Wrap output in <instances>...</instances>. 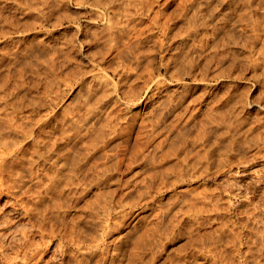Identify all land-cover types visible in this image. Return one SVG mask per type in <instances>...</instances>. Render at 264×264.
I'll use <instances>...</instances> for the list:
<instances>
[{
  "label": "rangeland",
  "instance_id": "1",
  "mask_svg": "<svg viewBox=\"0 0 264 264\" xmlns=\"http://www.w3.org/2000/svg\"><path fill=\"white\" fill-rule=\"evenodd\" d=\"M146 1L147 0H145V2ZM217 1L218 0H148L149 3H144L147 6L144 5L141 16L134 17L135 19L132 21L135 23L134 25L137 24L136 28L138 27L137 29L140 30V33L142 34L143 32V37L139 35V39L140 41L142 38L143 40L145 39L142 41L145 42V44L143 43L144 45L142 44V46L141 43H139L142 47L139 45L134 54L131 51L129 53L128 48H126L128 51L124 49L125 52L123 51V55H117V51L114 50L109 55L115 57L117 62L112 60L114 59L113 57L110 58L111 56H108V59L106 58L103 62L101 61V63H99V60H101L99 55L101 52L99 53V51L102 50V52H106V49H101L102 46V48H106V46H104L100 39L103 33H105L103 31V26L106 23V19L96 15L97 11H101L98 8L92 5L90 6V4L87 3L84 4L79 1L78 3L75 0H0V32H2V30L5 33L7 32L6 34L0 33V60L2 61H0V87H3V81L1 80L4 79L6 83L5 90L7 89V91H9H5L7 94L5 99L11 94L7 98L9 100L7 104L11 102V105L8 106L12 111L7 109L8 111H15L14 113H17V110L20 109L18 106L23 102L24 104H22L25 105V107L21 104L23 107L22 113L31 115L32 113L38 112V114L36 113L37 115L41 114L39 118L36 114L33 116V118L35 116L37 117L38 124L42 123L44 119L46 120L54 115L56 116V114V118L61 120L60 117L67 118L68 116H72V113L76 114L75 111L78 110L77 107L79 108V105H81L79 103H83L87 98L88 89L94 84L96 78L100 77L106 79L107 86H103V89L106 90L104 94L108 96L104 98L105 95H102L104 99L101 98L100 100L102 107L105 105L104 109L101 108L106 113H102L103 115L101 114V116L99 115L100 120L98 117L93 121L94 123L92 122L94 127L96 126L94 128L96 132L97 130H102L104 132L105 140H103L104 142L100 141L98 143L100 149L95 152L94 155L96 156L95 159L101 161H99L100 163L106 162L112 164L113 162V164H117L118 169L116 172L114 171L113 179L111 178L107 183L98 188L93 186L89 187V190L87 189L77 202L78 205L76 204L74 207L71 206L68 209L69 212L66 211L68 212L66 214L68 216L67 219L70 217H78V215L83 213L82 211L85 203L87 204L89 201L92 202L93 200L95 202L103 197L105 198V196L102 197V195H106L107 192L108 195L112 194L115 198L120 194L128 193L124 195L126 199L125 206L120 209L122 211L120 213L121 216L118 215L115 218V221L117 220L118 223L117 221L113 223L116 226H108L114 219H106L107 221L103 222L105 218L103 220L101 216L98 217L99 219L93 216L90 219L93 220L94 223H97L96 226L98 227V230L95 229V231H93V229L89 228L90 226L87 227V224L81 221L83 222L82 225L84 229L88 232L90 231L88 233L90 235H87L88 239L90 240L91 237L90 241L95 244V248L97 247V249H99H96L98 253L95 252L92 258L93 262H95V258V260L98 258V260H101L103 258L106 260L105 264H112L114 262L115 264H207L210 260V264L214 262H216L214 264H264V252H261L264 248L260 246L264 243V240H262V238H264V236H262L264 235V221H262L264 220V218H262L264 217V212H262L264 211V181H261L264 180V174H262L264 173V124H262L264 123V105L260 107L256 105V101L260 99L256 100L254 103V100L259 97L256 95L260 94V90L257 82L251 77L252 71L246 59L245 47L241 44L245 41L243 38L244 35L240 32H237V34L235 30H230L232 26L220 29V25L218 24L209 25L210 27H208L210 29L207 27L206 30L208 31L200 33L199 35L201 36L196 35L195 37L198 36L197 38H187L183 34L187 32L185 27L189 26L187 22L191 20V17H200L202 12L208 9L209 4H216L215 2ZM181 2L184 4L182 5ZM236 2L240 4L247 2L249 4L247 9L249 11L252 10L254 14L264 12V0H236ZM48 5H52L53 9L51 12L54 13H51L50 21L45 23L44 26L38 23V19L35 20V17L31 18V16H29L33 11H39L40 7L43 10ZM124 6L126 7V2H124L123 7ZM147 7L150 12L147 10ZM129 8L131 11L134 9L133 7ZM197 9H200V11ZM134 12L136 13L137 11L133 10L131 13ZM147 12H149V15ZM158 12L163 13L162 15H164V17L161 14L160 16ZM198 13L201 14L199 15ZM146 15L148 17H146ZM151 15L154 17L151 18ZM167 15L170 19L172 17L176 19L177 17V25H175L174 29L170 32L171 34L168 33V35L160 37L157 30L161 27V23L167 18ZM170 15L172 16L170 17ZM58 16H62L60 21H56ZM179 18H182L184 21L181 22ZM175 19L173 20L175 21ZM32 22H34L35 25L34 23L32 24ZM30 23L33 25L31 26L32 28L30 27ZM121 25L126 28L125 33L127 35V28L129 29L127 26L128 24H124L123 22ZM153 25L155 26L153 27ZM177 30H179V32H177ZM129 31L127 37L124 35L125 33L123 34L125 40L122 36L125 43L126 39H130L129 34L130 36L132 34V29H129ZM171 35L175 36L171 38ZM238 36H240L241 39ZM96 37H100L99 40L98 38L95 39ZM158 37L163 41L161 48L159 47L160 38L158 39ZM122 38L120 37L121 41L118 38V44H122ZM132 40L130 39V42H132ZM124 41L123 44L125 46ZM65 43L68 44L66 45ZM247 46L249 47V43H247ZM119 50L122 51V48ZM46 51H48V53ZM66 52L69 53L67 54ZM136 55L139 56V62H137V59L134 57ZM138 56H136V58H138ZM67 57H69L70 60L67 59ZM49 58L51 62L52 59L56 60V73H53V76H55L53 78L49 76L50 74H47L48 68L46 67V63L49 61ZM109 58L111 59L110 62L112 65H110L108 61ZM66 60L70 62L68 61L67 63ZM127 61L129 63H127ZM191 61L195 62V64ZM51 62H48V64ZM120 62H122V64ZM190 62L192 63L191 65L188 64ZM202 62H207L206 64L208 66ZM77 63V66L83 73L81 77H77L73 74V68H75L73 65ZM161 63L163 64L161 65ZM108 64L110 66H108ZM196 64H198V66H196ZM49 65L51 66L52 64ZM58 66L59 69H57ZM112 66H114V68ZM199 67L201 70H198L200 69ZM117 69L118 71L119 69L120 71H124L125 69L124 72L128 75L124 74L121 78L118 77L116 74L118 72ZM203 74L206 76H202ZM214 74L218 76L215 75L216 77H214ZM201 76L205 77V79L201 78ZM47 78L50 79L48 80ZM95 87H97L96 83ZM229 92H232L234 95L237 94V96L242 94L244 97L243 107L241 108L242 112H244L242 114L244 115L241 118L239 117L241 120L239 118H234L236 116H234L235 114L232 112V106L230 108L231 104L228 105L229 103L225 100L226 97L228 98ZM99 94L97 93V95ZM16 95L22 99L16 97ZM105 99L106 101H104ZM13 100H16V104H20L15 107V104H12L15 103ZM105 103H110V105H106ZM29 109H33L35 112ZM28 110L30 112H28ZM103 110L101 112H103ZM108 113L110 116L108 117L109 121L107 118H104V114L107 115ZM245 115L247 118L244 117ZM218 116L222 119V125L220 123L221 119ZM80 117L82 121L84 116ZM235 119L238 123L234 121ZM35 121L37 120H33L34 123ZM228 121H231V123L233 122V124L230 122L228 123ZM82 122H84V120ZM248 122L252 123V125L260 123L262 127H260L259 130V128L254 126L253 130H249L246 127V123ZM152 123H154L156 127L152 126ZM38 124H34V126ZM234 124H238V126L236 125L237 127H235ZM239 124H242V126ZM203 128L205 129L203 130ZM29 139V137H26L25 142L29 141ZM203 140L206 141L204 142ZM166 153L168 156L165 155ZM188 154L194 159L189 157ZM187 155L189 157L187 158L188 160L186 159ZM185 159L186 161L184 162ZM91 160H94V157H91ZM175 162H177L178 165L182 163L183 166L187 168L188 165H190L189 167H192L194 172L189 168L190 170L188 169L185 171L183 176L175 181L174 185L168 184L167 186H162V180L167 181L173 176V170L179 167ZM187 162H189L188 165L186 164ZM175 166L178 167L175 168ZM201 166L204 167L202 168ZM168 175L172 176L167 177ZM170 179L168 181H170ZM84 180L82 181L86 182L87 179ZM82 181L79 184L80 186L78 185L79 187L85 186V183L83 184ZM145 183H147L148 187ZM157 185H160V188ZM194 195L196 197H194ZM11 199L5 195L0 196V214L5 216L0 215V220H5L6 217L8 218L6 220L10 218L12 220L10 223L11 228H8L9 230L6 236L0 237V244L5 243V247H7L6 245L8 244V250L6 252L5 249V253L8 254L9 251V256L10 254L14 255L12 252L16 249L15 244L18 243H15L14 240L16 239V241L21 242L22 236H19L21 231L23 232L25 228H27L25 232L29 233V235L32 231H35L34 228L32 230L26 216L22 215L20 209L17 210L18 206L12 204L13 200ZM206 210L209 211L205 212ZM254 213L258 218L253 216ZM217 214H219V216ZM203 216L208 218H203ZM247 217L249 222H246L248 221ZM241 221H244L243 223H247L250 227L254 228H252L253 233L249 235V241H253L248 243V247L250 246L249 249L251 251L248 247H246L247 249L244 248V250L248 252L246 253V257L240 254L238 255V253H236V255L233 254L234 252L231 250V247H229V240L227 241V239H230V229L233 230L232 227L237 226L234 227V229L236 228L237 230L243 229L240 225ZM102 222L104 223V225H102L103 227L100 226ZM230 224L234 225L231 227ZM29 225L30 227H27ZM224 225H227L225 227L226 229H224ZM107 226L110 230L106 228ZM229 226L230 228H228ZM219 227L220 229H218ZM221 228L223 230H221ZM29 230L32 231L30 232ZM219 230L221 232L223 231V234L220 233ZM224 230L228 231L225 232ZM1 231L3 230L0 229V232ZM215 232H219L220 240L217 238L218 234ZM35 234L36 232L32 234V237L34 239L36 238L37 242H40V240L38 241V239H40L38 233L36 236ZM92 234L93 237H99L96 239L95 237L92 238ZM17 238L20 240H17ZM216 238L219 241L216 240ZM45 239L48 240V238ZM93 239L95 242H93ZM214 240L215 243H213ZM244 240L245 238L240 241L238 240L239 244L243 247L245 245ZM57 241L56 238L52 241L49 240V245L43 252V261H41L40 264H75L74 262H76V260L72 256H68L66 253H62V251L58 250L59 245H57ZM118 241L122 242V246L120 248L121 250H119L120 255L117 256V251L115 252L114 249ZM205 242L208 243L207 245L209 246L208 260L204 259L203 254L205 252V244L203 243ZM42 246L43 245H41V247ZM214 246H218L217 248H219L217 249V255L214 254ZM228 248L230 251H228ZM210 249L213 252L212 257L210 256ZM71 251L76 252L73 249H71ZM29 252L30 250L28 253ZM248 255L251 256L249 257ZM214 256L217 257L215 258ZM257 257L262 258L258 260ZM3 260V257H0V264H5ZM93 262L92 264H94Z\"/></svg>",
  "mask_w": 264,
  "mask_h": 264
},
{
  "label": "bare ground",
  "instance_id": "2",
  "mask_svg": "<svg viewBox=\"0 0 264 264\" xmlns=\"http://www.w3.org/2000/svg\"><path fill=\"white\" fill-rule=\"evenodd\" d=\"M76 2H80V3H87L90 4V6H94L96 8H98L101 11H97L96 15L98 17H103V19H106V23L103 26V31L105 33H103V35L101 36V40L104 44V46H106V48H102L101 49H106V52H102L99 51V53L101 52L100 55V59L99 63H101V61L103 62L108 56L110 57L112 53V51H117V55L119 54H124V49L126 50V48H128L129 53L130 51L133 52V54L136 52V50L139 47V43H141V45L145 42L143 38L140 41L139 39V35L142 36V34L140 33V30H138L136 28V25H134L135 23H133L132 21L136 18L141 16V14L143 13V9H144V5L147 6L146 2H148V0L145 2V0H75ZM216 1V0H215ZM74 2V1H73ZM78 2V3H79ZM124 2H126V7H123ZM187 2V1H186ZM190 2V1H189ZM214 2V1H212ZM31 3V2H30ZM35 3V2H34ZM57 3V2H56ZM146 3V4H144ZM149 3V2H148ZM211 3V2H210ZM216 4H209L208 9L205 10V12H202V15L198 18L197 17H191V20H188L187 23H189V26L185 27L187 29V32L183 33L187 38H191V37H195L196 35H199L200 33H204V31H208L206 30L207 27L211 24H218L220 25V29H225L227 26H232V28L230 30H235V32H240L241 34H243V38L245 39V41H243L241 44H243V46L245 47V54H246V59L248 61V64L251 68V77L257 82V85L259 87L260 90V94L256 95L258 98L254 100V103L256 100L257 103L256 105L258 107H260L261 105H264V12L260 13V14H254L252 12V10H248V6L249 4L247 2H243V3H238L236 2V0H218L217 2H215ZM182 4V2H181ZM184 4V3H183ZM182 4V5H183ZM192 4V3H191ZM200 4V3H199ZM198 4V5H199ZM24 5V4H23ZM33 5V4H32ZM53 5V4H52ZM52 5H48L45 9H39V11L37 10L36 12H32L31 18L35 17V20L38 19V23L40 25H43L45 23H47L48 21H50V16H51V11H52ZM189 6V5H188ZM3 7V6H2ZM58 7V6H57ZM129 7H133L134 11H137L136 13H131L133 12V10L131 11ZM196 7V6H195ZM35 8V7H34ZM44 8V7H43ZM56 8V7H55ZM185 8V7H184ZM146 9V8H145ZM151 9V6H150ZM147 10L148 7H147ZM146 10V11H147ZM200 11V9H197ZM4 11V10H3ZM54 11V10H53ZM198 11V12H199ZM254 11V10H253ZM150 12V10H149ZM149 12L148 15H149ZM30 13V11H29ZM54 13V12H53ZM52 13V14H53ZM87 13V12H86ZM159 13V12H158ZM175 13V12H174ZM27 14V13H26ZM58 14V12H57ZM102 14V15H101ZM152 14V13H151ZM162 15L163 13H159V15ZM166 14V13H165ZM199 15L201 13H198ZM23 15V14H22ZM138 15V16H135ZM160 15V16H161ZM179 15V14H178ZM63 16V15H62ZM61 16V17H62ZM164 17V15H162ZM172 15H170L171 17ZM182 16V15H181ZM190 16V15H189ZM13 17V16H12ZM60 16H58L56 21H60ZM67 17V16H66ZM135 17V18H134ZM144 17V16H142ZM146 17H148L146 15ZM150 17V16H149ZM154 17L153 15H151V18ZM159 17V16H158ZM166 17V16H165ZM184 17L186 18V16L184 15ZM18 18V17H17ZM25 18V16H24ZM160 18V17H159ZM168 18V19H167ZM164 19V21H162L161 23V27L157 30L158 31V35L161 36H165L168 35V33H170L175 25H177L176 20L178 19L176 17L173 18L175 19V21L171 18L168 17ZM189 18V17H188ZM187 18V19H188ZM19 19V18H18ZM154 19V18H153ZM182 21H184L182 18H179ZM190 19V18H189ZM34 20V19H33ZM152 20V19H151ZM140 21V20H139ZM173 21V22H172ZM187 21V20H186ZM37 22V21H35ZM128 24L127 26L129 27V29H132V34L129 37L132 40V42H129L126 39V43H125V37L123 36V34L126 32V28L124 26L121 25V23L123 24ZM126 22V23H125ZM26 23V21H25ZM29 23V22H28ZM34 22H32L33 24ZM38 24V25H39ZM35 25V23H34ZM184 25V23H183ZM193 25V26H192ZM33 26L30 23V27ZM99 26V25H98ZM155 25H153L154 27ZM181 26V25H180ZM212 26V25H211ZM140 27V26H139ZM147 27V26H146ZM210 27V26H209ZM208 27V28H209ZM32 28V27H31ZM100 28V27H99ZM156 28V27H155ZM184 28V29H185ZM129 29L127 28L128 33L130 32ZM143 29V28H142ZM210 29V28H209ZM212 29V28H211ZM152 30V29H151ZM215 30V29H214ZM217 30V29H216ZM144 31V30H141ZM185 31V30H184ZM100 32V31H99ZM148 32V31H147ZM177 32H179V30H177ZM214 32V31H213ZM219 32V31H218ZM1 34L5 32H0ZM128 33L126 35V33L124 34L126 37L128 36ZM171 34V33H170ZM182 34V35H183ZM238 34V33H237ZM144 35V34H143ZM211 35V34H210ZM221 35V34H220ZM225 35V34H224ZM231 35V34H230ZM229 35V36H230ZM233 35V34H232ZM236 35V34H235ZM87 36V35H86ZM122 36L124 37V40L122 38ZM146 36V34H145ZM149 36V35H148ZM172 36V35H171ZM175 36V35H174ZM174 36H172L171 38H173ZM179 36V35H178ZM201 36V35H199ZM205 36V35H204ZM120 37L122 38V44L123 41L125 43L121 45L118 44V38L121 41ZM128 37V38H129ZM143 37V36H142ZM158 37V39L160 38ZM198 37V36H197ZM195 37V38H197ZM206 37V36H205ZM228 37V36H227ZM233 37V36H232ZM240 37V36H238ZM98 37H96L95 39H97ZM98 38V40H99ZM145 38V37H144ZM149 38V37H146ZM207 38V37H206ZM156 39V40H158ZM194 39V38H193ZM233 39V38H232ZM241 39V37H240ZM42 40V39H41ZM97 40V41H98ZM154 40V39H153ZM162 39L160 38L159 43H160V48L161 45L163 44V41H161ZM167 40V39H166ZM172 40V39H171ZM195 40V39H194ZM202 40V39H201ZM150 41V40H148ZM44 42V41H43ZM158 42V41H157ZM150 43V42H149ZM226 43V42H225ZM228 43V40H227ZM247 43H249V47L247 46ZM43 44V43H42ZM66 44V43H65ZM68 44V43H67ZM66 44V45H67ZM143 44V45H144ZM231 44V43H229ZM234 44V43H232ZM240 44V43H239ZM62 45V44H61ZM64 45V44H63ZM122 48V51L119 50L120 48ZM140 45V47H142ZM47 46V45H46ZM57 46V45H56ZM122 46V47H121ZM155 46V45H154ZM153 46V47H154ZM223 46V44H222ZM241 46V45H240ZM63 47V46H62ZM65 47V46H64ZM125 47V48H123ZM148 47V46H146ZM49 48V47H48ZM56 48V47H55ZM71 48V47H68ZM241 48V47H240ZM51 49V48H50ZM131 49V50H130ZM142 49V48H141ZM150 49V48H149ZM176 49V48H175ZM243 49V48H242ZM126 50V51H128ZM156 50V49H155ZM212 50V49H211ZM49 51V49H48ZM48 51H46L48 53ZM57 51V49H56ZM55 51V53H56ZM124 51V52H123ZM140 51V50H138ZM145 51V50H143ZM152 51V50H151ZM64 52V51H63ZM123 52V53H121ZM153 52V51H152ZM239 52V51H237ZM243 52V51H242ZM54 53V54H55ZM67 54L69 52H66ZM116 53V52H113ZM140 53V52H139ZM143 53V52H142ZM149 53V52H148ZM204 53V51H203ZM51 54V53H50ZM132 54V53H131ZM138 54V53H137ZM241 54V53H240ZM244 54V52H243ZM70 55V54H69ZM126 55V54H125ZM140 55V54H139ZM143 55V54H142ZM147 55V54H146ZM203 55V54H202ZM60 56V55H59ZM68 56V55H67ZM132 56V55H131ZM138 56V55H136ZM136 61L139 62V56ZM152 56V55H151ZM150 56V57H151ZM175 56V55H174ZM205 56V55H204ZM238 56V55H237ZM241 56V55H240ZM48 57V56H47ZM52 57V56H51ZM57 57V56H56ZM55 57V58H56ZM75 57V56H74ZM113 56H111L110 58H112ZM141 57V55H140ZM143 57V56H142ZM146 57V56H145ZM149 57V56H148ZM239 57V56H238ZM15 58V57H14ZM63 58V57H62ZM76 58V57H75ZM109 58V62L110 59ZM114 59H112L113 61L115 59V57H113ZM132 58V57H131ZM190 58V57H189ZM202 58V57H201ZM240 58V57H239ZM33 59V58H32ZM40 59V58H39ZM57 59V58H56ZM67 59L70 60L69 57H67ZM99 59V58H98ZM108 59V58H107ZM199 59V58H198ZM238 59V58H237ZM29 60V59H28ZM47 60V59H46ZM45 60V61H46ZM48 62L50 61V58L48 59ZM61 60V59H60ZM69 60H66V62L68 63ZM121 60V59H120ZM129 60V59H127ZM132 60V59H131ZM169 60V59H167ZM1 61V60H0ZM59 61V60H58ZM57 61V62H58ZM107 61V60H106ZM112 61V62H113ZM124 61V60H123ZM152 61V60H151ZM222 61V60H221ZM2 62V61H1ZM20 62V61H19ZM39 62V61H38ZM43 62V61H42ZM47 64V74L49 76H53V73H56L55 68H56V60L52 59V62L49 64H52L51 66ZM70 62V61H69ZM77 62V61H76ZM125 62V61H124ZM131 62V61H130ZM147 62V61H146ZM192 62V61H191ZM188 63V64H195V62L192 63ZM108 63V62H107ZM122 64V62H120ZM127 63H129L127 61ZM134 63V62H133ZM143 63V62H142ZM185 63V62H184ZM203 63V62H202ZM205 63V62H204ZM203 63V64H204ZM207 63V62H206ZM205 63V64H206ZM31 64V63H30ZM59 64V62H58ZM65 64V63H64ZM75 64V63H74ZM120 64V65H121ZM163 63H161L162 65ZM168 64V63H167ZM187 64V65H188ZM45 65V64H44ZM62 65V64H61ZM71 65V64H70ZM78 63L75 66V68H73V74H75L77 77L78 76H82V72L80 70V68L77 66ZM110 65L111 62H110ZM108 64V66H110ZM116 65V64H115ZM114 65V66H115ZM130 65V64H129ZM169 65V64H168ZM189 65V66H190ZM207 65V64H206ZM26 66V65H25ZM34 66V65H33ZM63 66V65H62ZM114 66H112L114 68ZM118 66V65H117ZM123 66V65H121ZM135 66V65H134ZM193 66V65H192ZM196 66H198V64H196ZM200 66V65H199ZM208 66V65H207ZM40 67V66H39ZM45 67V66H44ZM137 67V66H136ZM146 67V65H145ZM169 67V66H168ZM194 67V66H193ZM205 67V66H204ZM31 68V67H30ZM43 68V66H42ZM41 68V69H42ZM117 68V67H115ZM132 68V67H131ZM147 68V67H146ZM200 68V67H199ZM202 68V66H201ZM198 69V70H201ZM57 69H59V66L57 67ZM56 69V70H57ZM72 69V68H71ZM121 69V68H120ZM118 71L117 69V76L118 77H122L125 74V69L124 71ZM123 69V67H122ZM130 69V68H129ZM206 69V68H205ZM83 70V69H82ZM167 70V69H166ZM226 70V69H225ZM232 70V69H231ZM127 71V70H126ZM139 71V70H138ZM173 71V70H172ZM179 71V70H178ZM191 71V70H190ZM210 71V70H209ZM220 71V70H219ZM30 72V71H29ZM44 72V71H43ZM85 72V71H84ZM203 72V71H202ZM207 72V71H206ZM245 72V71H244ZM128 73V72H126ZM214 73V72H213ZM229 73V72H228ZM88 74V73H87ZM202 74V73H201ZM219 74V73H218ZM225 74V73H224ZM234 74V73H233ZM232 74V75H233ZM238 74V73H237ZM38 75V74H37ZM36 75V76H37ZM46 75V73H45ZM47 75V76H48ZM56 75V74H54ZM128 75V74H125ZM205 74H203L202 76H204ZM218 76L217 74H214V77ZM220 75V74H219ZM227 75V74H226ZM243 75V74H242ZM241 75V76H242ZM6 76V75H5ZM199 76V75H198ZM204 78L205 77H202ZM206 76V75H205ZM209 76V75H208ZM221 76V75H220ZM238 76V75H237ZM65 77V76H64ZM63 77V78H64ZM99 77V76H98ZM194 77V76H193ZM210 77V76H209ZM206 77V78H209ZM45 78V77H44ZM51 78V77H50ZM49 78V79H50ZM145 78V77H144ZM200 78V79H201ZM3 79V77H2ZM48 79V78H47ZM48 79V80H49ZM55 79V78H54ZM85 79V78H84ZM95 79V78H94ZM123 79V78H122ZM198 79V78H197ZM203 79V80H204ZM241 79V78H240ZM10 80V79H9ZM20 80V79H19ZM36 80V79H35ZM38 80V79H37ZM68 80V79H67ZM199 80V79H198ZM209 80V79H208ZM3 81V87H0V196H7L10 197L11 200H13L12 204H15L17 207V210L20 209V211L22 212V215L26 216L27 220H29V224L32 227V230L34 228L35 231H30L31 234L29 235V233H26L25 230L27 228H25V230L22 232L21 234H19V236L21 235V242L16 241V239L14 240L16 245V249L12 252L14 253V255L9 256V251L8 254L5 253V249L6 252L8 250V244L6 245L7 247H5V243H1L0 244V257H3V261H5V264H40L41 261H43L42 259V255L43 252L46 250V247H48L49 245V240L52 241L53 239L56 238V240H58V250L62 251V253H66V255H70L72 256L76 262H74L75 264H92L93 260V256L95 255V252L97 247L95 248V244H93L90 240L88 239L87 235L89 232L87 230L84 229L82 223L85 222V224H87V227L90 226V229H93V231H95V229L98 230V227L96 226L97 223H94L93 220H91L90 218L95 216L96 218H98L99 216L103 217V220L105 218L106 219H114L111 223H109V227L110 225L114 226L116 221L115 218L120 215V213L122 212L120 209L123 208L125 206V197L124 195L126 194H120L118 195V197H114L112 194L108 195V192L106 195H102L105 196V198H101L98 201H93L89 203H85L84 205V209H83V213H81V215H78V217H70L67 219V213L69 212L68 209L71 206H75L77 204V202L80 200V198L82 197V195H84L83 193L88 189L89 187L93 186V187H100L103 184L107 183L113 176H114V171L116 172V170L118 169L117 164H108L106 162H102L100 163L97 159H95V152H97L100 149V145H98V143L104 142L103 140H105V135L104 132L102 130H97V132L95 131L96 129H94V120L96 118H98L100 120V116L102 113H106L103 109L104 106L102 107L101 105V98L102 95H105L104 92L106 90H104L103 88L105 86H107L106 83V79L105 78H96L94 81V84H92L89 89H88V93H87V98L84 100L83 103H79L81 105H79L80 107L77 109L75 112L76 114L72 113V116H68L67 118H63L60 117L61 120L57 119L56 116L54 115L53 117L47 118L46 120L44 119V121H42V123H39L41 125L38 124V119L40 115H37L38 112H35L33 109H29L30 111H34L35 113H32L31 115L27 116L25 113H22V105L23 104L19 101L20 104L18 106V104H16V100L14 101L15 103H12L13 105L15 104V107H19L20 109L17 110V113L14 112H10L12 111L10 109V107L8 105H11L10 103L7 104L9 102V100L7 99L8 97L5 96L7 95L5 91H7L6 88V83L4 82L5 80H1ZM85 81V80H84ZM83 81V82H84ZM22 82V81H21ZM38 82V81H37ZM87 82V81H86ZM1 83V82H0ZM8 83V81H7ZM47 83V82H46ZM95 83L97 85V87H95ZM144 83V82H143ZM49 84V83H48ZM224 84V83H223ZM2 85V84H1ZM12 85V84H11ZM19 85V84H18ZM225 85V84H224ZM16 86V85H15ZM104 86V87H103ZM222 86V85H221ZM227 86V85H226ZM229 86V85H228ZM231 86V85H230ZM95 87V88H94ZM3 88V89H2ZM18 88V87H17ZM20 88V87H19ZM225 88V87H224ZM245 88V87H244ZM9 89V88H8ZM11 89V88H10ZM15 89V88H14ZM233 89V88H232ZM247 89V88H246ZM20 90V89H19ZM42 90V89H41ZM24 91V90H23ZM4 92V93H3ZM9 92V91H7ZM100 92V94H99ZM228 92V91H225ZM243 92V91H242ZM30 93V92H29ZM97 93L99 95H97ZM107 93V92H106ZM109 94V93H107ZM235 94V91H234ZM232 94V92L228 93V98L226 97V101L229 103L228 105H230V108L232 106V109L234 112V118H241L243 117L244 112H242V107H243V102H244V97L242 96V94L239 96ZM247 94V93H246ZM4 95V96H3ZM18 95V94H17ZM16 95V97H18ZM46 95V93H45ZM97 95V96H96ZM13 96V95H12ZM105 95L104 98H106ZM226 96V95H224ZM255 96V98H256ZM14 97V96H13ZM21 98V97H18ZM27 98V97H26ZM30 98V97H29ZM96 98V100H95ZM100 98V99H99ZM102 98V99H104ZM15 99V98H12ZM17 99V98H16ZM22 99V98H21ZM25 99V98H24ZM94 99V101H93ZM111 99V98H110ZM133 99V98H132ZM250 99V98H249ZM252 99V98H251ZM8 100V101H7ZM32 100V99H31ZM37 100V99H36ZM181 100V99H180ZM219 100V99H218ZM252 100V102H253ZM23 101V100H22ZM39 101V100H38ZM103 101V100H102ZM106 101V99L104 100ZM37 102V101H36ZM35 102V104H36ZM108 102V99H107ZM110 102V100H109ZM174 102V101H173ZM34 103V101H33ZM40 103V101H39ZM156 103V102H155ZM165 103V102H164ZM28 104V102H27ZM26 104V106H27ZM106 105H110V103H105ZM215 104V103H214ZM224 104V103H223ZM12 105V106H13ZM30 105V104H29ZM28 105V106H29ZM41 105V104H40ZM220 105V104H219ZM226 105V106H228ZM25 107V105H23ZM214 106V105H213ZM245 106V105H244ZM9 107V108H8ZM38 107V105H37ZM36 107V108H37ZM103 109H102V108ZM118 107V106H117ZM7 109H10V111H8ZM109 109V108H108ZM168 109V108H167ZM229 109V108H228ZM231 109V110H232ZM28 110V112H30ZM39 110V109H38ZM47 110V109H46ZM103 110V112H101ZM196 110V109H195ZM230 110V111H231ZM107 111V110H106ZM116 111V110H115ZM159 111V110H158ZM224 111V110H223ZM245 111V110H244ZM68 112V111H67ZM37 113V114H36ZM44 113V111H43ZM63 113V112H62ZM71 113V112H70ZM67 113V114H70ZM115 113V112H114ZM30 114V113H29ZM34 114L37 115V117L33 118ZM65 114V113H64ZM63 114V115H64ZM66 114V116H67ZM74 114V115H73ZM232 114V113H231ZM229 114V115H231ZM61 115V114H60ZM100 115V116H99ZM103 115V114H102ZM105 117L107 118L110 117L109 113L106 115L104 114ZM111 115V114H110ZM121 115V114H120ZM209 115V114H208ZM248 115V114H247ZM80 116H84L82 119V121L84 120V122L81 121V117ZM107 116V117H106ZM125 116V115H124ZM214 116V115H213ZM103 117V116H102ZM162 117V116H161ZM219 117V116H218ZM222 117V116H221ZM233 117V116H231ZM246 117V115L244 116ZM56 118V119H55ZM150 118V117H149ZM220 118V117H219ZM223 118V117H222ZM226 118V117H225ZM239 118V119H240ZM247 118V117H246ZM245 118V119H246ZM37 120L35 121V123L33 122V120ZM111 119V118H110ZM119 119V118H118ZM212 119V118H211ZM221 119V118H220ZM224 119V118H223ZM255 119V118H254ZM41 120V119H40ZM81 122H80V121ZM98 120V122H99ZM117 120V119H116ZM158 120V119H157ZM231 120V119H229ZM241 120V119H240ZM109 121V119H108ZM152 121V120H151ZM156 121V120H155ZM211 121V120H210ZM216 121V120H215ZM225 121V120H224ZM234 121L237 122V120L235 119ZM254 121V120H253ZM257 121V120H256ZM40 122V121H39ZM93 122V123H92ZM154 122V121H153ZM157 122V121H156ZM218 122V121H216ZM231 123V121H228V123ZM242 122V121H241ZM243 122L245 124L244 118H243ZM91 123V124H90ZM159 123V122H158ZM221 125H222V119L220 121ZM224 123V122H223ZM235 123V122H234ZM262 123V122H261ZM33 124V125H32ZM34 124H38L36 126H34ZM98 124V123H97ZM152 123V126L156 127V125ZM186 124V123H185ZM233 124V122L231 123ZM264 124V123H262ZM113 125V124H112ZM204 125V124H203ZM226 125V124H225ZM235 125V124H234ZM233 125V127H234ZM238 126V124H236ZM235 125V127H237ZM240 125V124H239ZM205 126V125H204ZM242 126V124L240 125ZM257 127L260 130V127H262V125L260 123L254 124L252 125V123L248 122L246 123V127L250 130L253 128ZM153 127V128H154ZM200 127V126H199ZM217 127V126H216ZM215 127V128H216ZM232 127V126H231ZM234 127V128H235ZM244 127V126H243ZM114 128V127H113ZM162 128V127H161ZM214 128V129H215ZM241 128V127H240ZM145 129V128H144ZM205 128H203L204 130ZM138 130V129H137ZM207 130V127H206ZM205 130V131H206ZM248 130V131H249ZM99 131V132H98ZM144 131V130H143ZM167 131V130H166ZM200 131V129H199ZM202 131V130H201ZM257 131V130H256ZM153 132V130H152ZM180 132V131H179ZM207 132V131H206ZM262 132V131H261ZM56 133V134H55ZM234 133V132H233ZM236 133V132H235ZM242 133V132H241ZM244 133V132H243ZM212 134V133H211ZM254 134V133H253ZM109 135V134H108ZM182 135V134H181ZM203 136V135H202ZM207 136V135H206ZM245 136V135H244ZM258 136V135H257ZM29 137V141L25 142V138ZM109 137V136H108ZM144 137V136H143ZM236 138V137H235ZM150 139V138H149ZM205 139V138H204ZM206 139L208 140V138L206 137ZM238 139V138H237ZM244 139V138H243ZM204 141V140H203ZM206 141V140H205ZM204 141V142H205ZM214 141V140H213ZM254 144V143H253ZM102 145V144H101ZM103 147V146H102ZM143 148V147H142ZM115 149V148H114ZM138 149V147H137ZM193 151V150H192ZM103 153V152H102ZM196 153V152H195ZM190 154V153H189ZM188 154V155H189ZM197 154V153H196ZM102 155V154H101ZM158 155V154H157ZM166 156L167 153L165 154ZM192 157L189 155V157ZM91 157H94V160H91ZM103 157V155H102ZM109 157V156H107ZM170 157V156H169ZM197 157V156H196ZM203 157V156H201ZM130 158V157H129ZM183 158V157H182ZM181 158V159H182ZM193 158V157H192ZM93 159V158H92ZM99 159V158H98ZM180 159V160H181ZM186 159L184 160V162L186 161ZM194 159V158H193ZM202 159V158H201ZM204 159V158H203ZM97 160V161H96ZM132 160V159H131ZM163 160V158H162ZM188 160V159H187ZM211 160V159H210ZM150 161V160H149ZM183 161V159H182ZM180 161V162H182ZM164 162V161H162ZM199 162V161H198ZM208 162V161H207ZM153 163V162H152ZM177 163V162H175ZM189 162H187L186 164L188 165ZM194 163V162H193ZM202 163V162H201ZM182 164V163H181ZM177 163V165L179 166H175L178 167L176 168V170H173V176L172 175H168L172 176L170 177V181H164L162 180L161 183H163L162 186H167L169 185H174L175 181H177L180 177L183 176V173L185 171H187L190 167V165H188V168L183 166V164L181 165ZM207 164V163H206ZM205 164V165H206ZM222 164V163H221ZM233 164V163H232ZM195 165V164H194ZM204 165V166H205ZM223 165V164H222ZM170 166V165H169ZM200 166V165H199ZM203 166V167H204ZM230 166V165H229ZM167 167V166H166ZM195 167V166H194ZM202 167V166H201ZM202 167V168H203ZM206 167V166H205ZM217 167V166H216ZM170 168V167H169ZM127 169V168H126ZM191 170L193 169L192 167L190 168ZM189 169V170H190ZM203 170V169H202ZM201 170V171H202ZM206 170V169H205ZM194 172V170H192ZM138 172V171H137ZM153 172V171H152ZM169 172V171H168ZM172 172V171H171ZM170 172V173H171ZM191 172V171H190ZM198 172V171H197ZM163 173V172H162ZM199 173V172H198ZM169 174V173H168ZM194 174V173H192ZM264 174V173H262ZM191 175V174H190ZM195 175V174H194ZM197 175V174H196ZM141 177V176H140ZM139 177V178H140ZM261 177V176H260ZM86 180V182H83L82 180ZM114 178V177H113ZM112 178V179H113ZM259 178V177H258ZM257 178V180H258ZM84 180V181H85ZM137 180V179H136ZM146 180V178H145ZM81 181L83 182V184L85 183V186H81L79 187ZM151 181V180H150ZM264 181V180H261ZM258 181V182H261ZM111 182V181H110ZM246 182V181H245ZM159 183V182H158ZM146 186L148 187L147 183H145ZM154 184V183H153ZM79 185V186H78ZM161 185V184H160ZM159 185V186H160ZM158 186V185H157ZM158 186V187H159ZM201 186V185H200ZM145 187V186H144ZM146 187V188H147ZM229 187V186H228ZM261 187V186H260ZM116 188V187H115ZM160 188V187H159ZM158 189V188H157ZM198 189V188H197ZM137 190V189H136ZM146 190V189H145ZM148 190V188H147ZM182 190V189H181ZM131 191V189H130ZM113 192V191H112ZM129 192V191H128ZM101 193V192H100ZM110 193V192H109ZM123 193V192H122ZM130 193V192H129ZM142 193V192H141ZM201 193V192H200ZM95 194V193H94ZM128 194V193H127ZM126 194V195H127ZM135 194V193H134ZM199 194V193H198ZM259 194V193H258ZM178 195V194H177ZM200 195V194H199ZM130 196V195H129ZM137 196V195H136ZM198 196V195H197ZM127 197V196H126ZM147 197V196H146ZM194 197H196L194 195ZM210 197V196H209ZM214 198V197H213ZM215 199V198H214ZM191 200V199H190ZM189 200V201H190ZM201 200V199H200ZM218 200V199H217ZM184 201V200H183ZM188 201V202H189ZM212 201V199H211ZM214 201V200H213ZM223 201V200H222ZM8 202V201H7ZM81 202V201H80ZM209 202V201H208ZM230 202V200H229ZM74 203V204H73ZM169 203V202H168ZM197 203V202H196ZM8 204V203H7ZM11 204V203H9ZM84 204V203H81ZM80 204V205H81ZM256 204V203H255ZM78 205V204H77ZM79 205V206H80ZM128 205V204H127ZM200 205V204H199ZM197 205V206H199ZM251 205V204H250ZM5 206V204H4ZM82 206V205H81ZM80 206V207H81ZM187 206V205H186ZM193 206V205H192ZM196 206V205H195ZM207 206V205H206ZM218 206V205H217ZM15 207V206H14ZM83 207V206H82ZM86 207V208H85ZM222 207V206H221ZM255 207V206H254ZM76 208V207H75ZM163 208V207H162ZM165 208V207H164ZM198 208V207H197ZM202 208V207H201ZM209 208V207H208ZM211 208V206H210ZM2 209V208H1ZM200 209V208H199ZM222 209V208H221ZM14 210V209H13ZM16 210V209H15ZM16 210V211H17ZM186 210V209H185ZM201 210V209H200ZM210 210V209H209ZM208 210V211H209ZM217 210V208H216ZM224 210V209H223ZM68 211V212H66ZM181 211V210H180ZM189 211V210H188ZM207 210L205 212H208ZM252 211V210H251ZM19 212V211H18ZM129 212V211H128ZM160 212V211H159ZM255 212V210H254ZM264 212V211H262ZM127 213V212H126ZM218 213V212H217ZM222 213V211H221ZM242 213V212H241ZM253 213V212H252ZM257 213V212H256ZM77 214V213H76ZM220 214V213H219ZM219 214H217L219 216ZM247 214V213H246ZM1 215V214H0ZM3 215V214H2ZM1 215V216H2ZM211 215V214H210ZM216 215V216H217ZM225 215V214H224ZM258 215V213H257ZM4 216V215H3ZM121 216V215H120ZM123 216V215H122ZM253 216L255 217L256 214L254 213ZM259 216V215H258ZM5 217V216H4ZM94 217V218H95ZM100 217V218H101ZM202 217V216H201ZM257 217V216H256ZM203 218H208L206 216H203ZM213 218V217H212ZM211 218V219H212ZM219 218V217H218ZM231 218V217H230ZM258 218V217H257ZM264 218V217H262ZM7 217L5 218V220H0V229H2L3 231L0 232V237H5L7 232H8V228H11V218L9 220ZM99 219V218H98ZM119 219V218H117ZM167 219V218H166ZM244 219V218H243ZM242 219V220H243ZM248 219V217H247ZM102 220V219H101ZM216 220V219H215ZM214 220V221H215ZM225 220V219H224ZM261 220V219H260ZM83 221V222H81ZM245 221V219H244ZM243 221V222H244ZM264 221V220H262ZM93 222V223H92ZM96 222V221H95ZM100 222V221H99ZM102 222V223H103ZM156 222V221H155ZM175 222V221H173ZM201 222V221H200ZM210 222V221H209ZM234 222V221H233ZM241 221V227L243 229L241 230H237L236 228L234 229V226L232 227V225L234 224H230L232 229H230V239H227V241L229 240V247H231V250L234 252L233 254L236 255V253H238V255L240 254L241 256L246 257V253H248L245 249H247L246 247H248V243H250L251 241H249V235L252 232V230L254 229L253 227H250L247 223H243ZM249 222V219L248 221ZM28 223V221H27ZM92 223V224H90ZM104 225V223L102 224ZM118 223V221H117ZM121 223V222H120ZM90 224V225H88ZM100 224V223H98ZM152 224V223H151ZM174 224V223H173ZM219 224V223H217ZM225 224V223H224ZM27 226V227H30ZM221 225V224H220ZM223 225V223H222ZM228 225V224H227ZM226 225V226H227ZM86 226V225H85ZM99 226V227H100ZM106 227L107 229L109 227ZM116 226V225H115ZM224 225V229H226V227ZM103 227V226H102ZM137 227V226H136ZM86 228V227H85ZM112 228V227H111ZM223 228V226H222ZM221 228V230H223ZM230 228V226L228 227ZM253 228V229H252ZM31 229V228H29ZM102 229V228H100ZM117 229V228H116ZM220 229V227L218 228ZM7 230V231H6ZM12 230V229H11ZM22 230V229H21ZM103 230V229H102ZM110 230V228H109ZM243 230V231H242ZM245 230V231H244ZM220 231V230H219ZM225 231V230H224ZM228 231V230H227ZM225 231V232H227ZM232 231V232H231ZM10 232V231H9ZM19 232V231H18ZM34 232H36V234L38 233V237H40V239H38V241L40 240V242H37L36 238L34 239L32 237V234H34ZM106 232V231H105ZM208 232V231H207ZM255 232V231H254ZM259 232V231H258ZM96 233V232H95ZM94 233V235H95ZM165 233V232H164ZM168 233V232H167ZM216 233V232H215ZM219 233V232H218ZM216 233V234H218ZM220 233L223 234V231ZM35 234V236H36ZM229 234V232H228ZM12 235V234H11ZM253 235V234H252ZM251 235V236H252ZM262 235V234H260ZM92 238L93 234L91 235ZM98 236V235H97ZM155 236V235H154ZM166 236V235H164ZM219 236V234H218ZM217 238H219L220 240V236ZM228 236V235H227ZM264 236V235H262ZM99 237V236H98ZM98 237H95L98 238ZM224 237V236H223ZM254 237V236H253ZM259 237V236H258ZM45 238H48V240H46ZM204 238V237H203ZM216 238V240H218ZM244 247L241 246L239 244V241L241 239H244ZM1 239V238H0ZM8 239V238H7ZM19 238H17L18 240ZM123 239V238H122ZM210 239V237H209ZM20 240V239H19ZM36 240V241H35ZM100 240V239H99ZM199 240V239H198ZM218 240V241H219ZM223 240V239H222ZM239 240V241H238ZM262 240H264V238H262ZM4 241V240H3ZM13 241V242H14ZM48 241V242H46ZM124 241V240H123ZM1 242V241H0ZM11 242V241H10ZM9 242V243H10ZM93 242L94 239H93ZM119 242V243H118ZM116 242L117 244L115 245V252L116 255H120V251L121 250V244L122 242L118 241ZM208 242V241H207ZM211 242V241H210ZM238 242V243H237ZM253 242V241H252ZM51 243V242H50ZM157 243V242H156ZM215 243V240L214 242ZM218 243V242H217ZM216 243V245H217ZM261 243V242H260ZM12 244V243H11ZM125 244V243H124ZM201 244V243H200ZM205 244V252L204 254V259L208 260V249L209 246L207 245L208 243H203ZM202 244V245H203ZM210 244V243H209ZM224 244V243H223ZM239 244V245H238ZM256 244V243H254ZM259 244V243H258ZM14 245V246H15ZM41 245H43L41 247ZM141 245V244H140ZM215 245V244H214ZM215 245V246H216ZM252 245V244H251ZM97 246V245H96ZM126 246V245H125ZM144 246V245H143ZM208 246V248H207ZM213 247V251L214 254L217 255L218 254V250L219 248L217 247ZM262 248H264V243H262L260 245ZM202 247V246H201ZM220 247V246H219ZM250 247V246H249ZM248 247V249H249ZM252 247V246H251ZM258 247V246H257ZM99 248V247H98ZM127 248V247H126ZM211 248V247H210ZM223 248V247H221ZM226 248V247H225ZM243 248V249H242ZM71 249H73L76 252H72ZM106 249V248H105ZM229 249V248H228ZM254 249V248H253ZM258 249V248H257ZM256 249V250H257ZM260 249V247H259ZM10 250V249H9ZM30 250V252L28 253V251ZM99 250V249H97ZM211 250V249H210ZM221 250V249H220ZM244 250V251H243ZM250 250V249H249ZM248 250V251H249ZM101 251V249H100ZM222 251V250H221ZM230 251V249L228 250ZM227 251V252H228ZM251 251V250H250ZM103 252V251H102ZM108 252V250H107ZM111 252V251H110ZM114 252V253H115ZM211 252V257L212 255V250ZM261 252H264V249H262ZM98 253V252H97ZM220 253V252H219ZM100 254V253H99ZM227 254V253H226ZM260 254V253H259ZM106 255V253H105ZM114 255V254H113ZM133 255V254H132ZM230 255V254H229ZM233 255V256H235ZM63 256V254H62ZM107 256V255H106ZM136 256V255H135ZM228 256V255H227ZM249 256V255H248ZM251 256V255H250ZM249 256V257H250ZM256 256V255H255ZM99 257V256H98ZM133 257V256H132ZM215 258L217 256H214ZM229 257V256H228ZM232 257V256H231ZM248 257V258H249ZM260 257V256H259ZM66 258V257H65ZM105 258V256H104ZM116 258V256H115ZM252 258V257H251ZM255 258V257H254ZM253 258V259H254ZM258 258V257H257ZM262 258V257H261ZM261 258H258V260H261ZM2 259V258H1ZM68 259V258H67ZM73 259V260H74ZM96 259V258H95ZM94 261L96 262L97 260ZM122 259V258H121ZM74 260V261H75ZM111 260V259H110ZM118 260V259H117ZM181 260V259H180ZM257 260V261H258ZM21 261V262H20ZM71 261V260H70ZM142 261V260H141ZM218 261V260H216ZM69 262V261H68ZM93 262L94 264H105L106 260H104L103 258L101 260H98L96 263ZM118 262V261H117ZM116 262V263H117ZM259 262V261H258ZM181 263V262H180ZM209 264L211 263V260L208 262ZM207 263V264H208ZM213 263V262H212ZM216 263V262H214ZM213 263V264H214ZM66 264V263H65ZM111 264V263H110ZM112 264H115L112 263ZM119 264V263H117ZM206 264V263H205ZM246 264V263H244Z\"/></svg>",
  "mask_w": 264,
  "mask_h": 264
}]
</instances>
